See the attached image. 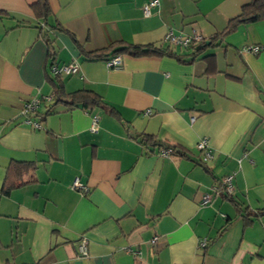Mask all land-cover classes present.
<instances>
[{
	"label": "crops",
	"instance_id": "0c3cea01",
	"mask_svg": "<svg viewBox=\"0 0 264 264\" xmlns=\"http://www.w3.org/2000/svg\"><path fill=\"white\" fill-rule=\"evenodd\" d=\"M46 1L42 17L37 0H0V264H264V19L217 36L251 0H158L149 17L147 0ZM192 30L217 37L194 55L201 42L170 46L181 59L123 53L110 68L84 56L118 41L168 46V31ZM51 61H76L59 77L64 91H92L118 116L63 104L47 113ZM31 98L40 104L23 115ZM142 135L184 154L160 156ZM12 162L34 170L6 195ZM223 176L235 204L220 192L202 204ZM76 177L85 193L71 188Z\"/></svg>",
	"mask_w": 264,
	"mask_h": 264
},
{
	"label": "trees",
	"instance_id": "16d2710c",
	"mask_svg": "<svg viewBox=\"0 0 264 264\" xmlns=\"http://www.w3.org/2000/svg\"><path fill=\"white\" fill-rule=\"evenodd\" d=\"M33 8L35 10L36 15L45 17L49 14V8L47 5L46 0H37L35 4H33ZM264 19V0H251L248 4L242 7L240 13L230 19L228 22V25L223 30V32L219 33L217 36H222L227 32L232 31L235 29V27L239 23H243L246 21H258ZM217 36H214L208 40H204L201 42V44L197 47L194 45L193 55L199 53L201 50L205 49L208 46H211ZM47 48H48V55L49 58H52L54 55V49L52 46L51 38L47 35H43ZM123 53H129L134 56L139 55H158V56H170V57H176L181 59L182 56L174 52L170 46H156L153 44H147V45H132L127 44L122 41L113 42L112 44L108 45L107 47L93 51V52H86L84 53V56L87 59H100V60H106L114 55H121ZM193 59V58H192ZM190 59L189 61H191ZM52 63V61H51ZM52 85H53V102L51 103V106L48 108L47 113L57 104H63L66 106H79L85 109H92L95 107H101L105 110H107L108 113L118 116L117 112L112 108L107 106L100 96L92 91L88 90H78L74 92L67 93L64 91L63 86L60 84L59 76H55L52 79ZM141 143L144 146H150V147H157V150H161L163 148L162 144L158 140H156L153 136L150 135H142L141 137ZM176 147H172V150H176ZM177 153L184 154L180 149H177ZM34 170V164L33 163H25V162H12L10 165H8L1 192L3 194H9L10 191L14 188H17L21 185H24L29 182L28 179L24 177L26 174H30ZM221 196L230 202L234 203V200H232V197L230 196V193H227L223 188H220ZM239 210L241 209L240 205ZM264 214V212H259V214Z\"/></svg>",
	"mask_w": 264,
	"mask_h": 264
},
{
	"label": "built area",
	"instance_id": "2783aa9c",
	"mask_svg": "<svg viewBox=\"0 0 264 264\" xmlns=\"http://www.w3.org/2000/svg\"><path fill=\"white\" fill-rule=\"evenodd\" d=\"M158 5V0H147L142 6V14L144 17H149L152 14V9ZM164 41L169 46H178L181 48H188L197 43L203 42L204 37L197 32L196 30H192L189 34H174L172 31H168L164 36ZM259 49V46L248 45L243 47V51L255 53ZM106 65L110 68H118L121 65V55H114L105 60ZM79 71V65L76 61H71L69 63L56 64L51 63L49 65V72L54 76H64V75H72L76 74ZM44 102H51L50 97L43 98ZM40 104V99L31 98L27 102L24 103L22 114L27 115L29 113H33ZM149 111H147L148 113ZM98 119L99 116L97 114H93L91 117L90 131L97 132L98 129ZM193 119V118H191ZM34 128H40V124L38 121H27ZM196 149L200 154V159L202 162H209L214 157V150L210 146L208 138L201 137L196 143ZM172 148H163L158 151L160 156L166 157L170 153H172ZM71 188L74 190H78L82 193L87 191L86 186L80 182L79 178H74ZM220 188H223L227 193H231L233 186L231 181V176H223L220 178L217 185H215L211 192H205L201 197L202 204H209L213 195H217L220 192ZM155 241V238L151 240V242ZM84 241L82 242V248H84ZM207 240L205 238L199 240V247L203 248L206 246ZM84 252V250H82Z\"/></svg>",
	"mask_w": 264,
	"mask_h": 264
}]
</instances>
